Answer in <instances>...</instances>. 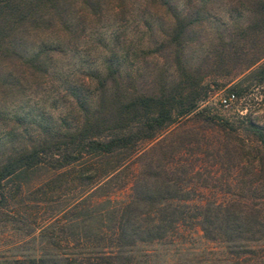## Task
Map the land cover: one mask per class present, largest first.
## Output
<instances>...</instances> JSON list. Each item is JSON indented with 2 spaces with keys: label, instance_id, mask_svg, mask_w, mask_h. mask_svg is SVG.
<instances>
[{
  "label": "rangeland",
  "instance_id": "1",
  "mask_svg": "<svg viewBox=\"0 0 264 264\" xmlns=\"http://www.w3.org/2000/svg\"><path fill=\"white\" fill-rule=\"evenodd\" d=\"M53 1L40 8L47 24L37 26L31 18L21 24L17 50L22 56H0V160L55 128L63 131L79 122L71 89L97 101L91 75L106 73L107 59L117 79L108 81L106 93L113 83L129 94L155 93L175 84L185 68L201 78L198 105L147 146L156 145L158 155L164 138L175 167L192 169L180 178L196 187L182 193L190 200L244 194L246 158L254 153L246 120L264 126V25L258 8L263 0ZM177 18L186 26L175 41ZM39 49L46 53L44 72L23 62ZM231 91L236 99L222 108L218 95ZM54 163L47 155L14 181L7 179L10 187L20 181L27 190L11 196V189L0 203V264H31L42 246L53 253L82 250L65 239L72 230L62 218L72 183L68 172L57 174ZM171 232L160 242L137 243L129 264H205L202 260L218 249L198 225Z\"/></svg>",
  "mask_w": 264,
  "mask_h": 264
},
{
  "label": "trees",
  "instance_id": "2",
  "mask_svg": "<svg viewBox=\"0 0 264 264\" xmlns=\"http://www.w3.org/2000/svg\"><path fill=\"white\" fill-rule=\"evenodd\" d=\"M49 2L55 3L0 0V56H22L17 50L21 24L28 18L37 26L47 24L40 8L52 5ZM258 8L264 25V0ZM178 20L175 41L186 26ZM45 54L39 49L23 57V62L44 72ZM105 65L106 73L91 75L97 81V101L90 93L71 89L79 122L63 131L55 128L48 132L52 130L49 126L43 130L49 136L0 160V203L7 200L11 189V196L27 190L20 181L10 187L7 179L30 169L47 155L55 162L53 167L59 176L66 172L70 176L72 196L62 218L72 230L65 239L81 245L82 250L53 253L42 246L30 263L129 264L137 243L160 242L181 225L192 224L218 246L213 257L202 260L205 264H264V126L246 120L254 153L246 158V176L241 185L244 194L220 201L190 200L182 193L196 187L183 185L180 178L192 169L175 167L177 161L173 151L166 149L164 138L158 142V155L156 145H147L160 130L193 113L201 95L200 76L183 68L175 84L160 86L155 93L129 94L118 83L106 93L108 81L116 82L117 77L110 59ZM260 72L264 78V63ZM241 140L244 148L246 142ZM64 166L69 169L59 170Z\"/></svg>",
  "mask_w": 264,
  "mask_h": 264
},
{
  "label": "built area",
  "instance_id": "3",
  "mask_svg": "<svg viewBox=\"0 0 264 264\" xmlns=\"http://www.w3.org/2000/svg\"><path fill=\"white\" fill-rule=\"evenodd\" d=\"M235 99L236 94L231 91L219 94L217 101L222 108H228Z\"/></svg>",
  "mask_w": 264,
  "mask_h": 264
}]
</instances>
